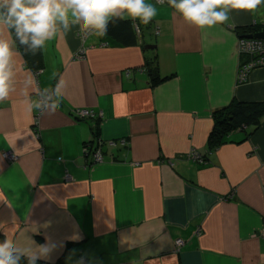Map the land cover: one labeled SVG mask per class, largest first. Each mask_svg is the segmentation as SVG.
<instances>
[{"label": "crops", "instance_id": "crops-1", "mask_svg": "<svg viewBox=\"0 0 264 264\" xmlns=\"http://www.w3.org/2000/svg\"><path fill=\"white\" fill-rule=\"evenodd\" d=\"M149 2V24L123 19L131 45L70 24L34 68L13 43V90L0 101V240L55 242L44 264H264V115L210 140L221 109L264 102V67L237 83L238 38L264 30V5L201 29ZM0 36L15 40L6 28ZM40 93L53 98L35 125ZM79 108L94 117H75Z\"/></svg>", "mask_w": 264, "mask_h": 264}, {"label": "clouds", "instance_id": "clouds-1", "mask_svg": "<svg viewBox=\"0 0 264 264\" xmlns=\"http://www.w3.org/2000/svg\"><path fill=\"white\" fill-rule=\"evenodd\" d=\"M167 2L186 23L201 29L223 24L233 10L252 11L264 5V0ZM157 12L149 0H0V28L14 32L15 37L12 41L0 36V101L7 99L13 90L14 42L18 41L19 45H26L33 51L41 49L57 36L60 28L68 30L70 24L103 37L109 23L116 18L139 20L147 25ZM24 83L27 87L30 81ZM56 248L57 244L48 239L42 244L33 240L32 246L18 247L5 238L0 240V264H37L38 259L49 260ZM77 264H84L83 259Z\"/></svg>", "mask_w": 264, "mask_h": 264}, {"label": "trees", "instance_id": "trees-1", "mask_svg": "<svg viewBox=\"0 0 264 264\" xmlns=\"http://www.w3.org/2000/svg\"><path fill=\"white\" fill-rule=\"evenodd\" d=\"M256 30L255 28L251 29ZM12 32V31H11ZM14 36V32H12ZM107 34L117 39L123 45H131L136 42V34L134 32L133 23L129 20L114 19L109 23ZM15 39V37H14ZM16 44L19 50L23 53L27 64L37 68L40 64V51L30 50L26 45ZM151 81L155 83L159 80L156 68H150ZM264 115V102L262 103H238L234 102L221 109L218 115L215 116V128L211 133L210 140L213 143L220 144L229 132L238 128L241 125L258 126L260 118ZM37 264H44L37 261Z\"/></svg>", "mask_w": 264, "mask_h": 264}, {"label": "built area", "instance_id": "built-area-1", "mask_svg": "<svg viewBox=\"0 0 264 264\" xmlns=\"http://www.w3.org/2000/svg\"><path fill=\"white\" fill-rule=\"evenodd\" d=\"M153 1L157 5H169L167 0H163V2H159V0ZM136 28L138 30V27ZM237 51L239 58L241 59L237 71V83L243 84L247 81L250 73L253 70L264 67V40L247 38L242 35L238 38ZM52 98L53 96L49 93L38 94L37 105H39V107H37V112L34 118L35 125L38 123L40 113H42L44 109L47 108ZM73 112L74 116L80 119H92L94 117V112L88 109L79 108L75 109ZM84 151L85 154L90 153L93 162L101 161L102 158L98 149L93 147L90 148L89 144H86ZM2 157L6 160H13L15 156L10 151H6L2 153ZM189 157L199 162L204 161V156L199 154L195 149L190 150ZM65 178H68V176L66 175ZM259 234L264 237V227L261 228ZM180 242V240H177L176 244H180ZM81 259H83L84 264H87L84 258H80V260Z\"/></svg>", "mask_w": 264, "mask_h": 264}, {"label": "water", "instance_id": "water-1", "mask_svg": "<svg viewBox=\"0 0 264 264\" xmlns=\"http://www.w3.org/2000/svg\"><path fill=\"white\" fill-rule=\"evenodd\" d=\"M243 36L247 38H255V39L264 40V30L255 31L253 33L245 34Z\"/></svg>", "mask_w": 264, "mask_h": 264}]
</instances>
